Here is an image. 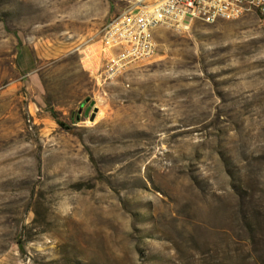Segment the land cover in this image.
<instances>
[{"label":"rangeland","instance_id":"obj_1","mask_svg":"<svg viewBox=\"0 0 264 264\" xmlns=\"http://www.w3.org/2000/svg\"><path fill=\"white\" fill-rule=\"evenodd\" d=\"M137 3L0 0V264H230L221 149L264 201V14L161 29L105 80L102 30Z\"/></svg>","mask_w":264,"mask_h":264},{"label":"built area","instance_id":"obj_2","mask_svg":"<svg viewBox=\"0 0 264 264\" xmlns=\"http://www.w3.org/2000/svg\"><path fill=\"white\" fill-rule=\"evenodd\" d=\"M264 14V0H141L113 16L104 26L100 54L105 80L128 73L154 59L159 52V31H184L195 20L234 21L247 13Z\"/></svg>","mask_w":264,"mask_h":264},{"label":"trees","instance_id":"obj_3","mask_svg":"<svg viewBox=\"0 0 264 264\" xmlns=\"http://www.w3.org/2000/svg\"><path fill=\"white\" fill-rule=\"evenodd\" d=\"M238 109H236L237 114L241 116L242 113ZM241 110H245V108ZM224 123L227 124L228 120H225ZM225 132L227 133V131ZM220 153L227 164L228 172L233 179L238 181L233 183L235 189L233 200L229 201L224 199L223 196L212 194L221 203L219 211L222 221L217 223L216 227H210L216 229L224 237V241L233 240L234 238L237 240L238 246L235 249L234 256L227 259L230 264H264V253L261 252L262 248L259 247L261 241L264 242V201L262 202L257 196L258 189L254 187L252 180H244L242 168L232 169L234 166L233 163H230L231 157L227 155L224 149H221ZM253 159L264 161V152ZM253 173L254 171L247 170V174L253 176ZM261 180L264 181L263 174ZM160 191L176 201L166 189L160 188ZM249 241L254 244L253 251L245 248Z\"/></svg>","mask_w":264,"mask_h":264},{"label":"bare ground","instance_id":"obj_4","mask_svg":"<svg viewBox=\"0 0 264 264\" xmlns=\"http://www.w3.org/2000/svg\"><path fill=\"white\" fill-rule=\"evenodd\" d=\"M139 1H141V0H139Z\"/></svg>","mask_w":264,"mask_h":264}]
</instances>
